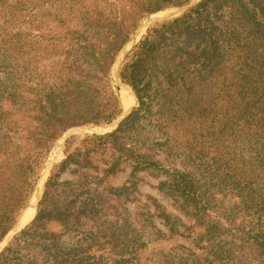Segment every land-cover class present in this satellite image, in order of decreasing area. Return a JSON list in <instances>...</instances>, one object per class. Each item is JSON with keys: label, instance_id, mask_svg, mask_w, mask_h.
Listing matches in <instances>:
<instances>
[{"label": "trees", "instance_id": "1", "mask_svg": "<svg viewBox=\"0 0 264 264\" xmlns=\"http://www.w3.org/2000/svg\"><path fill=\"white\" fill-rule=\"evenodd\" d=\"M191 1L0 0V243L65 133L123 114L112 71L140 25ZM121 79L139 106L67 140L0 264H264V0H201L150 27ZM126 171L132 183L111 184ZM141 173L191 222L213 219L204 241L165 207L164 229L138 220L126 202ZM215 219L237 225L220 238Z\"/></svg>", "mask_w": 264, "mask_h": 264}, {"label": "rangeland", "instance_id": "2", "mask_svg": "<svg viewBox=\"0 0 264 264\" xmlns=\"http://www.w3.org/2000/svg\"><path fill=\"white\" fill-rule=\"evenodd\" d=\"M173 10H175V9H171V10L159 13V15L169 14ZM112 77H113V71H112ZM114 83H115L116 88H117V83L115 81H114ZM123 89H125V88H123ZM125 91H127V90L125 89ZM118 92H119V94L121 96L122 102L124 104V110H125V103H124L122 95H121L122 91L120 92L118 90ZM128 94H129V92H128ZM129 97L134 100V97L131 94H129ZM134 104H135V102H134ZM87 126H90V125H87ZM66 133H65V135H66ZM86 134H89V133H86ZM99 134H105V133H99ZM65 135L55 145V147L53 149V152L50 154L49 159H48V161L46 163V167H47V165L49 164V162L51 160L56 159L55 157H57V160H56V163L54 164L53 168L55 167V165L60 163L65 158V150H64V152L59 153V151L62 150V145H63V140L65 138ZM82 135H85V133H77V134L73 135L72 137H74V136H82ZM72 137H69V138H72ZM67 140H66V143H67ZM65 148H66V144H65ZM46 167H45V169H46ZM52 170H51V172H52ZM77 172H73L72 170H68L67 172H65L63 174L62 180H75L74 178H77V176H75V174ZM131 179L132 178L130 177L129 172H127V171L126 172H121L120 174L117 175V177H115L114 179L111 180V184L114 185V186H119L120 187V186H123L126 183H132L133 181ZM162 179L163 178H158V177H156V176H154V175H152L150 173H141L140 176H139V179L135 180L136 181L135 189L131 193V195L129 197V200H127V202H126L127 208L132 210V212H135V211L136 212L137 211L140 212V216L138 218V220L140 222L143 223V222H145V220H149V221L152 222V224H155L158 228L164 229L165 228L164 221H163L162 217L159 216L158 209L160 207H162V208L165 207L172 214L178 215L181 218H185V220L188 222V225L195 226L197 234L199 233L202 241H204L205 239L202 238V237L205 235V232H207V230L209 229V226L211 224H213V219L209 220L208 222H206L204 224L203 223L202 224L199 223L198 220H197V223L196 222H191V220L189 218L185 217V213L181 210L180 204L176 203L175 200H173V198L171 196L167 195L163 190L160 189V182H161ZM33 197H34V195H33ZM221 200H223V202H221L222 206L223 205L230 206L236 201V199H234V194H232V193H229V194H227L224 197L222 196ZM157 207H158V209H157ZM134 218H135V216H134ZM215 223H216V225L218 227L217 228V234H219L220 238H221V234L223 236L230 235L229 234L230 226H236L237 225V222H235V223H231L230 221H228V222L227 221H223L222 222V221L216 220V219H215ZM148 230L150 231V227H149ZM231 232H233V231H231ZM179 240H180V243L184 244L187 247H192L193 246L192 241H189V240H187V239H185L183 237H181ZM257 264H260V263H257Z\"/></svg>", "mask_w": 264, "mask_h": 264}, {"label": "water", "instance_id": "3", "mask_svg": "<svg viewBox=\"0 0 264 264\" xmlns=\"http://www.w3.org/2000/svg\"><path fill=\"white\" fill-rule=\"evenodd\" d=\"M200 1L201 0H192L188 4L173 10L174 12H171L169 14L154 15V16L150 17L146 22H144L137 29V31L133 34L131 39L127 42V44L123 48V50H122V52H121V54L117 60V63L115 64L114 69H113V79L117 83V89L121 92L122 89L125 88L129 92V94H131L134 97L135 104L133 106H131L129 109L124 110L123 114L118 119H116L115 121H113L110 124L79 126V127H75V128L70 129L65 135V138L63 140L62 150L59 151V153L64 152L66 140L69 137H72L73 135H75L77 133L99 134V133L113 132L114 130L118 129V127L130 116L132 111L136 107L139 106V99H138L137 94L128 84H126L121 79V68L125 62L127 55L139 43V41L142 39L144 33L148 30V28H150L153 25L162 23V22H167V21H171V20L177 19L179 17H182L187 12H189L193 7H195ZM55 158L56 159L51 160L49 162L46 169L41 174V176L37 182L35 194H34V197L31 201V203L20 215L14 229L0 243V253L12 242V240L15 238V236L19 232H21L29 223H31L33 221V219L36 217V214H37V211L39 209L41 200L43 198L46 182H47V180L50 176L51 170L53 169V166L57 160V157H55ZM31 208H33L36 211L35 215L29 222L24 224V218L27 214V211Z\"/></svg>", "mask_w": 264, "mask_h": 264}, {"label": "bare ground", "instance_id": "4", "mask_svg": "<svg viewBox=\"0 0 264 264\" xmlns=\"http://www.w3.org/2000/svg\"><path fill=\"white\" fill-rule=\"evenodd\" d=\"M173 12V11H172ZM122 98H123V101L125 103V110L129 109L132 105H134V102H135V99H131L129 97V94L127 91H125V89L122 90ZM61 158V157H60ZM35 210L33 208L29 209L27 211V214L24 218V224H26L27 222H29L35 215Z\"/></svg>", "mask_w": 264, "mask_h": 264}]
</instances>
